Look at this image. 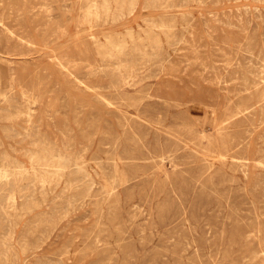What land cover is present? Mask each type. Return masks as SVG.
<instances>
[{
  "label": "rangeland",
  "instance_id": "374dc122",
  "mask_svg": "<svg viewBox=\"0 0 264 264\" xmlns=\"http://www.w3.org/2000/svg\"><path fill=\"white\" fill-rule=\"evenodd\" d=\"M20 1L36 44L0 64V264H264V0Z\"/></svg>",
  "mask_w": 264,
  "mask_h": 264
},
{
  "label": "bare ground",
  "instance_id": "6f19581e",
  "mask_svg": "<svg viewBox=\"0 0 264 264\" xmlns=\"http://www.w3.org/2000/svg\"><path fill=\"white\" fill-rule=\"evenodd\" d=\"M116 2V1H115ZM140 2V1H139ZM28 4H29V1L27 2ZM27 3L25 2V3H21V1L20 0H11V3H10V9H8L7 11H5V10H2L1 8H0V32H2L3 34H4V36L6 35V36H8L9 37V39H10V42L12 41L13 42V45H11V48H9V49H5V48H3V47H0V64H2L3 62H5V63H7V64H9V63H11V61H10V59L9 58H7V56H16V55H19L20 53H21V51H22V49H23V47L24 46H35V44H36V41H35V39L32 37V35L30 34V33H28V32H26V31H24V32H21L20 30H19V26L16 24V22L17 23H19L20 24V26L21 27H25L26 26V24H25V18H24V16H25V9H26V7L28 6L27 5ZM36 3V2H35ZM48 3V2H47ZM120 3V2H119ZM2 4V3H1ZM21 4H24V5H21ZM128 4V3H127ZM139 4V3H138ZM145 4V3H144ZM147 5H149V4H147ZM94 5H93V3H92V5H91V3H90V5H89V9H88V11H89V15H90V13L91 14H94L95 16L97 15L94 11H93V7ZM128 6H129V4H128ZM146 6V5H145ZM38 7H40V6H38ZM119 7V6H118ZM123 7H124V5H123ZM122 7V8H123ZM137 8H138V6L136 7V9L132 12V14L130 15V16H128V18L125 20V22L126 23H129V22H132L133 21V16H134V14H136V12H137ZM146 8H147V6H146ZM33 9V8H32ZM118 10V9H117ZM33 12V11H32ZM130 13H131V11H129ZM124 13V12H123ZM129 14V13H128ZM119 17V16H118ZM122 17V16H121ZM88 20H89V22H90V19L89 18H87ZM82 21V20H81ZM83 22V21H82ZM82 22H81V24H82ZM47 24V23H46ZM23 31V30H22ZM94 34V33H93ZM105 38V37H104ZM108 38V37H107ZM109 39V38H108ZM48 41V40H47ZM99 42V41H98ZM8 43V42H7ZM7 45V44H6ZM101 46V45H100ZM103 46V45H102ZM7 47V46H6ZM74 59V58H73ZM54 62H53V68L55 69V74H57L58 76V78H60V82H61V85H62V87H64V88H70V90H72V89H76V88H81V86L83 85V87L85 88V90H84V92H87V91H89V90H91L92 88H93V86L89 83V82H86L85 80H83L82 79V77H80L79 76V74L77 75L74 71H73V69L69 66V64H68V61L66 60V58L65 57H63V56H55L54 57V60H53ZM201 61V60H200ZM80 62V61H79ZM76 63H78V62H76ZM83 65V64H82ZM90 66V65H89ZM81 67V66H80ZM88 68H90V67H88ZM92 68H93V66H92ZM85 70V69H84ZM91 71V70H90ZM95 72V71H94ZM130 73V72H129ZM128 73V74H129ZM130 75V74H129ZM127 78V77H126ZM126 81V80H125ZM74 86V87H73ZM76 87V88H75ZM34 93V92H33ZM26 95V94H25ZM45 97V95H39L38 97H36L33 101H34V103L35 102H40V101H42V99ZM30 107V106H29ZM32 110V109H31ZM34 110V109H33ZM208 111V110H207ZM25 113V112H24ZM27 113V112H26ZM31 117H33V116H31ZM209 118V117H208ZM24 120H26L25 118H24ZM18 121V120H17ZM20 123V122H19ZM207 123V122H206ZM21 124V123H20ZM19 124V125H20ZM24 124V123H23ZM12 126V125H11ZM25 126V125H24ZM30 126V125H29ZM7 127V126H6ZM15 127V126H14ZM2 128V127H1ZM5 128V127H4ZM30 128V127H29ZM203 128V127H202ZM29 130V129H28ZM7 131V130H6ZM19 131V130H18ZM4 132V131H3ZM22 133H25V132H22ZM6 137V136H5ZM8 138V137H7ZM4 146V145H3ZM40 146V145H39ZM41 146H42V144H41ZM41 146H40V149H41ZM2 147V146H1ZM44 147V146H43ZM45 148V147H44ZM51 149V148H50ZM37 150V149H36ZM45 150V149H44ZM47 150V149H46ZM48 150H49V148H48ZM28 151V150H27ZM35 151V150H34ZM41 151V150H40ZM39 151V152H40ZM56 151V150H55ZM36 152V151H35ZM37 152H38V150H37ZM37 152H36V154H37ZM46 152V151H45ZM43 153L42 154V156H39L38 155V160H41V161H43L44 163H39L40 165V167H42L43 169L42 170H44L45 172H51L50 170H52L53 171V173H57V174H60V172H62L64 169H65V165L63 164V162L61 163V159L65 156V155H68L67 153H63V152H60V153ZM49 152H50V150H49ZM25 153V156H26V154L28 155V152L26 153V152H24ZM32 153V152H31ZM2 154V153H1ZM35 154V153H34ZM35 154V155H36ZM10 156V155H9ZM57 156V157H56ZM6 157H7V155H6ZM36 157V156H35ZM54 157H56V158H54ZM29 158V157H28ZM16 159V158H15ZM32 159H33V157H32ZM31 159V160H32ZM37 159V158H36ZM18 160V159H17ZM30 160V159H29ZM4 161V160H3ZM8 161V160H7ZM36 161V160H35ZM30 162H32V161H30ZM37 162V161H36ZM38 162H40V161H38ZM10 163V162H9ZM9 163L7 162V164H2V162H0V179L2 180H7V179H9L11 176H15V175H13V174H15L14 173V169H13V167H11L10 165H9ZM13 164V163H12ZM32 164V163H31ZM30 164V165H31ZM68 164V163H67ZM74 164L77 166V171H82V170H84L85 168L83 167V166H81V163L80 162H78L76 159H75V161H74ZM14 165V164H13ZM38 166V167H39ZM18 167V166H17ZM23 167H24V165H23ZM32 167V166H31ZM20 167H18V169H19ZM21 168H22V166H21ZM25 168L27 169V167H26V165H25ZM50 168H54V169H50ZM32 169H34V171L35 172H37V170H35L36 168L34 167V168H32ZM40 169V168H39ZM68 169V168H67ZM31 170V169H30ZM73 170V169H72ZM74 171V170H73ZM18 172V171H17ZM20 172V171H19ZM18 172V173H19ZM38 172H40V171H38ZM42 172V171H41ZM40 172V173H41ZM23 173H25V172H23ZM22 173V174H23ZM77 173V172H76ZM80 173H82V172H80ZM79 172H78V174H80ZM17 174V173H16ZM21 174V173H20ZM43 173H41V175H42ZM44 174H46V173H44ZM43 174V175H44ZM34 175V174H33ZM40 175V174H39ZM41 176L38 180H39V182H40V184L42 185V186H44L45 187V185L48 183V182H50V181H48V179L46 178V175L45 176ZM54 175V174H53ZM62 175V174H61ZM21 176V175H20ZM25 176L28 178L29 176L28 175H26L25 174ZM31 176V175H30ZM52 176V175H51ZM56 176V175H55ZM18 177H19V175H18ZM17 176H16V179L18 178ZM49 177H50V175H49ZM48 177V178H49ZM57 177V176H56ZM22 178V177H21ZM25 178V177H24ZM53 178V177H52ZM61 178V177H60ZM19 179L20 178H18V181H19ZM29 179H31V178H29ZM37 179V178H36ZM56 179V178H55ZM11 180V179H10ZM13 180H14V178H13ZM25 180H27V179H25ZM51 180V179H50ZM8 181V180H7ZM22 181V180H21ZM23 181H24V179H23ZM30 181V180H29ZM12 182H14V181H12ZM11 182V183H12ZM15 182H16V180H15ZM34 182H36V181H34ZM39 182H37L38 184H39ZM3 183V182H2ZM30 183V182H29ZM10 184V183H9ZM13 184V183H12ZM14 184H16V183H14ZM24 184V183H23ZM27 184H28V182H27ZM31 184V183H30ZM29 185V184H28ZM34 185V184H33ZM2 186V185H1ZM21 186V185H20ZM15 187V186H14ZM22 187H23V185H22ZM21 187V188H22ZM25 188H26V186H25ZM28 188H29V186H28ZM12 189V188H11ZM14 191V190H13ZM18 191H19V188H18ZM7 192V191H6ZM10 191L8 190V193H9ZM20 192V191H19ZM23 192V191H22ZM21 192V194H23ZM9 194H12V193H9ZM9 194H7V195H9ZM20 195V194H19ZM2 196V195H1ZM12 196H13V199H12V201H11V203H12V206H14V204H15V199H14V195L12 194ZM23 196V195H22ZM3 197V196H2ZM1 197V198H2ZM21 197V196H20ZM4 198V197H3ZM10 197H8V200H11V199H9ZM23 198V197H22ZM7 199V198H6ZM17 199V198H16ZM1 200V199H0ZM3 200V199H2ZM5 201V200H4ZM6 202V201H5ZM8 202V201H7ZM1 203H3V202H1ZM1 203H0V205H1ZM4 204V203H3ZM2 204V205H3ZM10 204V203H9ZM1 205V206H2ZM11 205V204H10ZM10 205H8V206H10ZM7 206V205H6ZM3 207V206H2ZM11 207V206H10ZM1 208V207H0ZM4 208H5V205H4ZM4 208H2V209H4ZM5 212V211H4ZM8 213V212H7ZM1 233H3V232H1ZM1 235V234H0ZM0 237H3V235L2 236H0ZM4 239H6V238H4ZM1 240H3V239H1ZM7 240H8V238H7ZM10 240V239H9ZM10 243V242H9ZM1 244V243H0ZM5 244H6V242H5ZM6 245H8V244H6ZM3 246H5L4 245V243H3ZM2 246V247H3ZM9 247H10V244H9ZM9 247H7V249L9 248ZM4 248V247H3ZM1 250V249H0ZM5 251H6V249H5ZM8 251V250H7ZM3 252V251H2ZM5 253V252H4ZM3 253V254H4ZM7 253V252H6ZM9 257V256H8ZM6 258H7V256H6ZM10 259V258H9Z\"/></svg>",
  "mask_w": 264,
  "mask_h": 264
}]
</instances>
